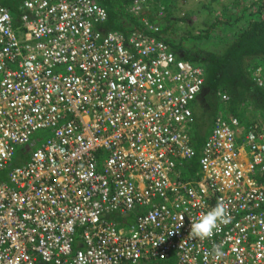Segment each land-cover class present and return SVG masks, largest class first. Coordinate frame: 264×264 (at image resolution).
I'll list each match as a JSON object with an SVG mask.
<instances>
[{
	"label": "built area",
	"instance_id": "1",
	"mask_svg": "<svg viewBox=\"0 0 264 264\" xmlns=\"http://www.w3.org/2000/svg\"><path fill=\"white\" fill-rule=\"evenodd\" d=\"M148 9L123 33L96 0L0 2V264H264V118L222 95L194 169L206 71Z\"/></svg>",
	"mask_w": 264,
	"mask_h": 264
},
{
	"label": "trees",
	"instance_id": "2",
	"mask_svg": "<svg viewBox=\"0 0 264 264\" xmlns=\"http://www.w3.org/2000/svg\"><path fill=\"white\" fill-rule=\"evenodd\" d=\"M18 0H0V2L11 9L14 16H18ZM109 14V20L104 26L105 31H116L126 33L131 29L139 27L138 18L130 13V6L135 0H96ZM149 9L146 13L162 12L158 22L163 27L165 41L172 47L173 51L184 61L203 66L206 71L205 93L203 101L207 103L206 109H212L208 120L199 124L194 121V137L198 157L193 162L196 169L199 166L200 152L205 141L204 132L208 131L216 115L221 96L227 95V114L244 119L245 114L250 111L264 118V88L257 86L254 81L255 71L259 67L264 69V0H252L243 5L238 16L227 23V33L233 35L230 43L224 50L205 51L201 48L187 50L170 33L173 24L171 6L174 7L177 0H146ZM152 19L149 15L144 14ZM183 22L185 20H182ZM222 24L215 21L213 24ZM200 40V38L195 39ZM196 45V44H195ZM202 101V102H203ZM195 118V117H194ZM207 122V123H206ZM204 131V132H203Z\"/></svg>",
	"mask_w": 264,
	"mask_h": 264
},
{
	"label": "rangeland",
	"instance_id": "3",
	"mask_svg": "<svg viewBox=\"0 0 264 264\" xmlns=\"http://www.w3.org/2000/svg\"><path fill=\"white\" fill-rule=\"evenodd\" d=\"M20 1V0H18ZM17 1V2H18ZM252 0H177L174 7L171 8L173 15V26L170 28V33L176 40V43H180L184 49L195 50V48H201L202 50L209 51L215 50L218 52L224 50L227 43L232 40V33L227 32L229 25L223 24V21L227 23L230 16L231 23L234 16H238L243 5H247ZM160 11H154L146 13L149 17H152L153 21H158ZM182 20H185L184 22ZM217 23V26L213 27L215 21H221ZM159 22V21H158ZM200 38V40H196ZM196 44V45H195ZM206 93H203L202 97L197 101L194 108V117L198 125L203 123L204 120H208L209 114L212 109H206L207 103L202 99ZM203 101V102H202ZM225 105L221 102L218 104L216 113L222 112ZM226 108V107H225ZM250 113H246L245 117ZM251 115V114H250ZM214 120V118H213ZM207 123V122H206ZM213 122L209 126V130L204 132L205 139L208 137L212 130ZM37 147L34 144L33 149ZM27 160L19 150L14 157V167L21 166ZM6 180V173L0 175V181ZM139 264H164L163 262L154 263H139Z\"/></svg>",
	"mask_w": 264,
	"mask_h": 264
},
{
	"label": "clouds",
	"instance_id": "4",
	"mask_svg": "<svg viewBox=\"0 0 264 264\" xmlns=\"http://www.w3.org/2000/svg\"><path fill=\"white\" fill-rule=\"evenodd\" d=\"M103 16V10H99ZM225 208L221 204H217L215 208L207 214L202 215L196 222L191 224V234L200 239L211 237L218 228V221L226 223L224 220ZM164 263V262H163ZM166 264V263H164Z\"/></svg>",
	"mask_w": 264,
	"mask_h": 264
},
{
	"label": "flooded vegetation",
	"instance_id": "5",
	"mask_svg": "<svg viewBox=\"0 0 264 264\" xmlns=\"http://www.w3.org/2000/svg\"><path fill=\"white\" fill-rule=\"evenodd\" d=\"M203 93H205V91H203ZM203 93H202V95H203ZM202 95L199 97V99L202 97ZM199 99H198V100H199ZM202 100H203V99H202Z\"/></svg>",
	"mask_w": 264,
	"mask_h": 264
},
{
	"label": "crops",
	"instance_id": "6",
	"mask_svg": "<svg viewBox=\"0 0 264 264\" xmlns=\"http://www.w3.org/2000/svg\"><path fill=\"white\" fill-rule=\"evenodd\" d=\"M10 9V8H9ZM11 10V9H10ZM13 13V12H12ZM15 17V16H14Z\"/></svg>",
	"mask_w": 264,
	"mask_h": 264
}]
</instances>
